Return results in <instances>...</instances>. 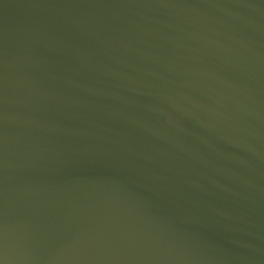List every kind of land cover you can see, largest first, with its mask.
Masks as SVG:
<instances>
[{
    "label": "water",
    "instance_id": "1",
    "mask_svg": "<svg viewBox=\"0 0 264 264\" xmlns=\"http://www.w3.org/2000/svg\"><path fill=\"white\" fill-rule=\"evenodd\" d=\"M0 264H264V0H0Z\"/></svg>",
    "mask_w": 264,
    "mask_h": 264
}]
</instances>
